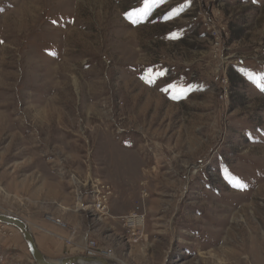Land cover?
<instances>
[{
    "label": "rangeland",
    "instance_id": "rangeland-1",
    "mask_svg": "<svg viewBox=\"0 0 264 264\" xmlns=\"http://www.w3.org/2000/svg\"><path fill=\"white\" fill-rule=\"evenodd\" d=\"M0 212L75 226L54 260L264 264V0H0ZM0 264H35L1 224Z\"/></svg>",
    "mask_w": 264,
    "mask_h": 264
},
{
    "label": "built area",
    "instance_id": "built-area-1",
    "mask_svg": "<svg viewBox=\"0 0 264 264\" xmlns=\"http://www.w3.org/2000/svg\"><path fill=\"white\" fill-rule=\"evenodd\" d=\"M91 175V174H90ZM83 187H88V195L91 196L93 203L88 206L92 208V211L96 213V216L99 219H102L109 215L110 203L114 198L115 193L113 187L100 180L99 178L93 179L92 176L88 179L85 186L82 183ZM86 187V188H87ZM147 194L144 193V198ZM83 198L79 199V202H82ZM79 208V207H78ZM81 209H85L81 207ZM145 216L141 213H135L128 217L125 222V226L128 229L130 235L129 238L132 242H139L143 237L142 224L144 223ZM57 224H61L60 220H53ZM87 255L97 256V257H110L112 250H103L101 249L95 241H89L86 245Z\"/></svg>",
    "mask_w": 264,
    "mask_h": 264
},
{
    "label": "water",
    "instance_id": "water-1",
    "mask_svg": "<svg viewBox=\"0 0 264 264\" xmlns=\"http://www.w3.org/2000/svg\"><path fill=\"white\" fill-rule=\"evenodd\" d=\"M0 224L19 231L35 264H119L107 258L92 255L70 256L59 260L51 259L39 250L28 223L23 219L10 213L0 212Z\"/></svg>",
    "mask_w": 264,
    "mask_h": 264
},
{
    "label": "crops",
    "instance_id": "crops-1",
    "mask_svg": "<svg viewBox=\"0 0 264 264\" xmlns=\"http://www.w3.org/2000/svg\"><path fill=\"white\" fill-rule=\"evenodd\" d=\"M83 211L84 210L82 209V212ZM41 224H43L42 227H43L44 233H40L37 235L33 234V235H34V238H35V241L37 243L39 250L44 254H48L50 256H57L58 252H59V254L63 252V246L61 245L62 243L57 241L58 235H61L62 238L65 240H68L69 238H72V240L77 239V237H76L77 235H71L73 233L72 231H74V229L72 227H75V226L70 227L69 231L67 233L62 234V231H58L56 225H54L53 223H41ZM54 229H55V231H54ZM90 232H91L90 230H87L86 232L81 231L80 233H78L79 238L83 234L84 235L83 236L84 243L88 242L87 238L92 234ZM75 244L76 245L79 244V246H81L82 241H78V242L76 241ZM77 255H79V253H75L74 256H77ZM115 259H116V257H115ZM117 259H119V258L117 257Z\"/></svg>",
    "mask_w": 264,
    "mask_h": 264
},
{
    "label": "snow or ice",
    "instance_id": "snow-or-ice-1",
    "mask_svg": "<svg viewBox=\"0 0 264 264\" xmlns=\"http://www.w3.org/2000/svg\"><path fill=\"white\" fill-rule=\"evenodd\" d=\"M145 14H147V13L145 12ZM129 18H131V17H129ZM133 23H135V21H133Z\"/></svg>",
    "mask_w": 264,
    "mask_h": 264
},
{
    "label": "bare ground",
    "instance_id": "bare-ground-1",
    "mask_svg": "<svg viewBox=\"0 0 264 264\" xmlns=\"http://www.w3.org/2000/svg\"><path fill=\"white\" fill-rule=\"evenodd\" d=\"M10 227V226H9ZM27 250H28V248H27Z\"/></svg>",
    "mask_w": 264,
    "mask_h": 264
}]
</instances>
